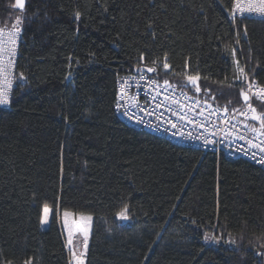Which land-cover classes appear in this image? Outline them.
I'll return each mask as SVG.
<instances>
[{"label":"trees","instance_id":"1","mask_svg":"<svg viewBox=\"0 0 264 264\" xmlns=\"http://www.w3.org/2000/svg\"><path fill=\"white\" fill-rule=\"evenodd\" d=\"M14 5L0 0V29H23L11 109L0 108V264H70L63 211L93 216L85 264H264V167L115 111L118 79L142 66L241 106L247 77L264 86V19L233 20V0Z\"/></svg>","mask_w":264,"mask_h":264},{"label":"built area","instance_id":"2","mask_svg":"<svg viewBox=\"0 0 264 264\" xmlns=\"http://www.w3.org/2000/svg\"><path fill=\"white\" fill-rule=\"evenodd\" d=\"M233 1L245 10V15L239 13L242 18L264 15L259 11L247 13L249 8L259 9V0ZM21 38L19 29H0V92H4L7 87L9 97V104L1 109H11ZM155 75L154 72L152 75L126 76L120 81L116 111L126 124L165 136L177 144L217 151L230 158H245L264 167L260 163L264 158L260 150L264 146L263 130L255 128L251 110L246 103L232 108L202 102L193 95L179 91L175 85H164V81L158 80ZM246 83L249 103L253 106V101H259L255 93L264 86L250 78L246 79ZM172 124L176 126L172 127ZM241 136L245 139H239Z\"/></svg>","mask_w":264,"mask_h":264},{"label":"snow or ice","instance_id":"3","mask_svg":"<svg viewBox=\"0 0 264 264\" xmlns=\"http://www.w3.org/2000/svg\"><path fill=\"white\" fill-rule=\"evenodd\" d=\"M259 2H260L259 9L249 8L247 10V13H252L253 11H259L260 13H264V0H259ZM25 4H26V0H15V7L18 10H23L25 8ZM237 7L239 8V5H237ZM239 13L241 16H243V15H245V10L243 8H239ZM79 16H80V13L77 12L75 18L78 19ZM234 18H235V13H234ZM24 19H26V17ZM20 31H23V29L21 28ZM141 59H143V56L141 57ZM165 60H166V58H165ZM163 68L168 69L169 68L168 63H166V62L163 63ZM147 71L148 72H155L156 68H148ZM240 71L243 72V69H240ZM20 78L23 79L22 74H21ZM187 79L196 87L197 92L201 91V89L198 86L199 76H188ZM152 83H156V82L153 81ZM164 85L171 87V85H169V82L167 80L164 81ZM241 95L243 97L244 102L247 104L248 108L251 110V113H252L251 120L258 121L260 128L262 130H264V111L257 113L256 108L253 107L251 103H249L250 97L243 91L241 92ZM255 98L257 100H259L262 105H264V87L259 88V90L255 93ZM8 104H9V97H8V90L6 87V90L4 92H0V107L8 105ZM118 107H119V104H118ZM225 111H227V109H225ZM241 114L246 115V113H241ZM175 126H176L175 124H172V127H175ZM245 127H247V125H245ZM253 131H255V129H253ZM261 134H264V132H262ZM239 139L244 140L245 137L241 136V137H239ZM206 143H207V141H206ZM248 143H252V141H248ZM253 147H256V145H253ZM260 150L262 153H264V146H261ZM253 155H255V153H253ZM260 163L264 164V158H262L260 160ZM49 212H50V209L48 208V206L44 205L43 206V213H44L43 222H45V223L47 222V217H48ZM64 215L67 216L68 213L65 212ZM117 218L121 219V220H127V216L124 214H118ZM88 219H91V218L89 217ZM85 243H86V239H85Z\"/></svg>","mask_w":264,"mask_h":264},{"label":"rangeland","instance_id":"4","mask_svg":"<svg viewBox=\"0 0 264 264\" xmlns=\"http://www.w3.org/2000/svg\"><path fill=\"white\" fill-rule=\"evenodd\" d=\"M48 208L50 209V212L48 214L47 222L46 223L43 222V220H44V213L42 215V220H41L42 228H47L49 226V224H50L51 215H52V209L50 207H48ZM65 212L68 213L67 216L64 215ZM76 216H78V217H85V215L76 214V213L71 212V211H63L61 213V216H60V225H61V227L63 226L65 228V232H66V234L68 236L71 235L70 234V228H69L70 222ZM127 220H128V216H127ZM91 224H92V222H91ZM88 226H90L89 223H82V225H81V227H82L81 228V231L84 232L85 231L84 228L87 229ZM90 232H91V228H90V230L85 235H83V240L82 239L76 240V243L78 244V246H80L81 251H79V250L77 251V248H75L74 254L72 253V255H71V258H72L71 260H72V263L73 264H85V256H83V254H79V253H82L84 251V255H85V251H87V246H88V242H89ZM85 239H86V243H85ZM83 242H84V247H82L83 246Z\"/></svg>","mask_w":264,"mask_h":264},{"label":"crops","instance_id":"5","mask_svg":"<svg viewBox=\"0 0 264 264\" xmlns=\"http://www.w3.org/2000/svg\"><path fill=\"white\" fill-rule=\"evenodd\" d=\"M91 218V219H88V218ZM93 224V216H90V215H85V217H78L76 216L71 222H70V225H69V228H70V236H68L65 232V228L62 226V230L64 232V235H65V238H66V245H67V248L68 250L70 251V264H73L72 263V258H71V255L72 253L74 254V251H75V248H77V251H81L80 249V246H78V244L76 243V240H80L82 239L83 240V235H85L89 230L90 228L92 227V224ZM82 223H89L90 226H88V228H84V232L81 231V225ZM85 226V225H84ZM81 240V241H82ZM84 247V242H83V246ZM79 254H83V256L86 255V251H85V255H84V251L82 253H79Z\"/></svg>","mask_w":264,"mask_h":264},{"label":"bare ground","instance_id":"6","mask_svg":"<svg viewBox=\"0 0 264 264\" xmlns=\"http://www.w3.org/2000/svg\"><path fill=\"white\" fill-rule=\"evenodd\" d=\"M237 5H239V8H241V5H240L238 2L233 1V5H232L231 11H230V12H231L230 17H231L233 20H235V19L241 17V16L239 15V8L237 7ZM247 6H249V5H247ZM234 13H235V18H234ZM246 18H247V17H246ZM248 18H250V17H248ZM255 18H261V19H264V15H258V16H256ZM138 68H140V67H138ZM138 68H136V69H138ZM134 70H135V69H134ZM134 70H133V73H132V74H126V75L121 76V77L118 79V85H119L120 81H121L124 77H126V76H143V75H145L144 72L134 73ZM247 78H249V77H247ZM247 78H246V79H247ZM118 85H117V91H118ZM169 85H175V87H176L179 91L185 92L186 94H189V95H193V96L197 97L199 100H201L202 102H206V101L202 100V98H201L199 95L191 94V93L187 92L185 89L180 88L176 83H170V82H169ZM115 111H116V104H115ZM116 114H117V111H116ZM117 115H118V114H117ZM118 116H119V115H118ZM119 117H120V116H119ZM121 117H122V116H121ZM121 117H120V119H121L122 121H124ZM131 127H132V126H131ZM134 128H135V127H134ZM137 129H144V128H137ZM145 130H146V129H145ZM156 135H157V134H156ZM158 136H160V135H158ZM160 137L167 138V137H165V136H160Z\"/></svg>","mask_w":264,"mask_h":264},{"label":"water","instance_id":"7","mask_svg":"<svg viewBox=\"0 0 264 264\" xmlns=\"http://www.w3.org/2000/svg\"><path fill=\"white\" fill-rule=\"evenodd\" d=\"M14 6H15V5H14ZM15 8H16V7H15ZM16 9H17V8H16ZM148 68H150V67H148V66H142V67H140V68H138V69H135V70H134V73L144 72V73H147V74H149V75H152L154 72H148V71H147ZM189 85L194 86L191 82H189ZM245 93L249 96V94H248L247 92H245ZM242 102L245 103L244 100H243V97H242Z\"/></svg>","mask_w":264,"mask_h":264}]
</instances>
